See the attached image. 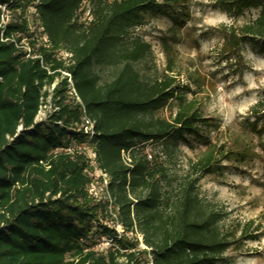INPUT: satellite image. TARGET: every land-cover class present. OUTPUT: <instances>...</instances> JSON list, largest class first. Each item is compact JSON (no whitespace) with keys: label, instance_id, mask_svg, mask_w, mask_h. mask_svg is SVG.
Returning <instances> with one entry per match:
<instances>
[{"label":"trees","instance_id":"16d2710c","mask_svg":"<svg viewBox=\"0 0 264 264\" xmlns=\"http://www.w3.org/2000/svg\"><path fill=\"white\" fill-rule=\"evenodd\" d=\"M86 3L91 20L82 22ZM186 3L0 0V22L3 6L12 15L4 36L15 37V43L0 41V264H141L140 255L150 257L147 264H215L236 245L221 230L222 214L199 198L197 188L204 177L223 173L222 160L244 161L246 149L217 147L203 131L218 126L181 96L176 79L145 80L138 68L152 50L134 31ZM216 3L238 15L260 9L251 23L226 29L222 53L236 59L245 42L264 41V0ZM31 7L32 23L47 43L30 33ZM24 38L29 57L18 47ZM106 69L111 74L103 80L100 71ZM51 94L57 110L38 121ZM174 101L172 120L157 116ZM251 115L247 126L263 143L264 98ZM84 116L94 122L91 138L80 130ZM189 139L205 151L180 180L169 179L145 153L149 143ZM85 144L110 180L123 235L103 222L109 202L89 193L95 167L76 149ZM247 230H241L242 239H249ZM128 233L141 235L149 252ZM102 239L110 244L105 251L96 249Z\"/></svg>","mask_w":264,"mask_h":264},{"label":"rangeland","instance_id":"374dc122","mask_svg":"<svg viewBox=\"0 0 264 264\" xmlns=\"http://www.w3.org/2000/svg\"><path fill=\"white\" fill-rule=\"evenodd\" d=\"M259 12L260 9L251 8L238 15L219 7L216 0H187L184 7L171 14L149 17L145 25L133 33L152 50V56L138 66L143 78L150 81L164 75L175 78L181 96L218 126V129L203 131L208 133L212 143L226 151L246 149L244 161L241 158L238 161L222 160L223 173L206 176L198 184L199 198L213 204L222 214L220 227L223 233L238 240L221 257L223 260L215 264H264V142L261 143L247 126V122L254 121L252 108L264 98V41H257L256 45L245 42L236 59L221 51L226 29L251 23ZM34 13V8L28 9L30 32L41 40L40 32L32 23ZM90 20L89 4L86 3L81 21ZM110 72L109 69L100 71L103 80L108 79ZM52 91L53 88L49 90ZM52 96L43 107L42 118L51 113ZM177 104L178 101L172 102L157 116L172 120ZM203 151L204 145L195 139H189L188 144L168 140L163 146L149 143L145 147L148 158L152 157V162L155 160L158 166L161 165L169 179L176 180L185 175L190 162L196 161ZM85 152L87 157L91 156V150ZM91 177L90 195L97 202H109L108 215L104 213L103 222L123 235L124 230L117 221L118 209L108 190L109 178L96 167ZM247 226L249 239L246 240L242 239L241 230ZM126 237L130 240L138 238L139 249L149 252L141 235L128 233ZM108 248L110 244L105 239L96 246L99 251ZM139 261L147 264L150 257L140 255ZM119 262L126 264L124 259Z\"/></svg>","mask_w":264,"mask_h":264},{"label":"built area","instance_id":"2783aa9c","mask_svg":"<svg viewBox=\"0 0 264 264\" xmlns=\"http://www.w3.org/2000/svg\"><path fill=\"white\" fill-rule=\"evenodd\" d=\"M11 17H12V15H11V12L7 9V7L6 6H3L2 7V16H1V22H0V41L1 42H14L15 43V37H12V38H5V30H6V28H7V26H8V24L11 22ZM29 29H30V27H29ZM42 29L40 28L39 29V32H40V39L41 40H39V38H37V36L35 35V38L36 39H38V41H41V42H44V43H47V38L42 34ZM31 34H33L34 32H30ZM27 40H28V38H24L23 40H22V42H21V44H20V46H18V47H22V48H24V51H26V53H27V56L29 57L30 55H31V53H30V49L27 47ZM66 76H68L69 77V82H70V88H71V91H72V93L75 95V91H74V89H73V84H72V81H71V78H70V76L68 75V74H66ZM52 88H54V86L52 87ZM50 97V96H49ZM48 97V98H49ZM48 100V99H47ZM79 99H77V101H78ZM46 105V104H45ZM44 105V106H45ZM43 106V107H44ZM43 107H42V110H41V112H40V114H39V117H38V121H43V120H45L46 118H47V116L48 115H45V117L44 118H42V112H43ZM57 109L53 106V107H51V113L52 112H55ZM80 130H84V133L85 134H88V135H90V138L92 137V135H93V131H94V122L92 121V120H90L87 116H84L83 117V119H82V125L80 126ZM79 130V131H80ZM76 149H78V151H80V152H83V153H86L85 151H88V149L89 150H91V156L89 157L88 156V158H89V160H90V163H91V165L93 166V167H96V154H95V152L91 149V148H89L86 144L85 145H78L77 147H76ZM69 151H71V150H69ZM87 155V154H86Z\"/></svg>","mask_w":264,"mask_h":264}]
</instances>
